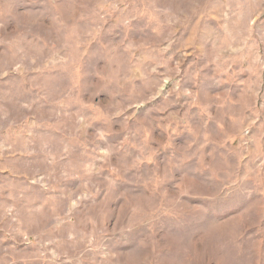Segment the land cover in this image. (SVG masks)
<instances>
[{"label": "rangeland", "instance_id": "374dc122", "mask_svg": "<svg viewBox=\"0 0 264 264\" xmlns=\"http://www.w3.org/2000/svg\"><path fill=\"white\" fill-rule=\"evenodd\" d=\"M0 264H264V0H0Z\"/></svg>", "mask_w": 264, "mask_h": 264}]
</instances>
